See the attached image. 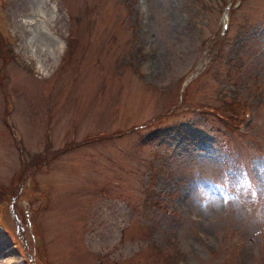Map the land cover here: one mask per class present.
I'll return each instance as SVG.
<instances>
[{"label":"rangeland","instance_id":"374dc122","mask_svg":"<svg viewBox=\"0 0 264 264\" xmlns=\"http://www.w3.org/2000/svg\"><path fill=\"white\" fill-rule=\"evenodd\" d=\"M26 258L264 264V0H0V264Z\"/></svg>","mask_w":264,"mask_h":264},{"label":"trees","instance_id":"16d2710c","mask_svg":"<svg viewBox=\"0 0 264 264\" xmlns=\"http://www.w3.org/2000/svg\"><path fill=\"white\" fill-rule=\"evenodd\" d=\"M234 0H232V2H233ZM227 4H224V6L223 7H225ZM222 7V8H223ZM225 35V34H224ZM224 35H223V33H220L219 34V42H220V45L218 44V42H216L215 44H214V46H216V45H219V46H216L215 47V49H213V51H217L218 53H221L222 52V48H223V45L225 44V42H224V40H220V39H223L224 38ZM235 40V39H234ZM234 40H231L232 42H230L229 44L231 45V53H232V56L230 55V59L231 58H234V57H236V55H237V48L235 47V46H233V44H234ZM233 52H235V54H233ZM228 111L229 112H227L226 114H225V116L227 117L226 118V121L225 122H222L220 119H219V121H221L222 123H223V125H224V127H225V129L226 130H228V131H230V132H238L239 131V127H240V125H238L237 124V121H236V117L238 116V113H237V111L235 110V109H233L232 110V112L230 111V109H228ZM225 116L223 117V114H221L219 117L220 118H222L223 117V119L225 118ZM243 120V119H242ZM14 194L15 193H12V195L10 196V199L9 200H11L12 199V197H14ZM26 260L28 261V262H30V263H32V264H34L31 260H29V259H27L26 258ZM178 264V263H177Z\"/></svg>","mask_w":264,"mask_h":264},{"label":"bare ground","instance_id":"6f19581e","mask_svg":"<svg viewBox=\"0 0 264 264\" xmlns=\"http://www.w3.org/2000/svg\"><path fill=\"white\" fill-rule=\"evenodd\" d=\"M42 35V34H41Z\"/></svg>","mask_w":264,"mask_h":264}]
</instances>
